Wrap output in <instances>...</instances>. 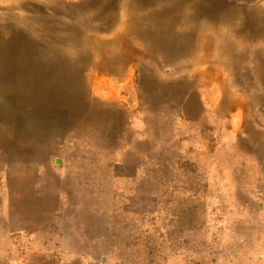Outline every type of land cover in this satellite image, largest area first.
Returning a JSON list of instances; mask_svg holds the SVG:
<instances>
[{"label":"rangeland","instance_id":"1","mask_svg":"<svg viewBox=\"0 0 264 264\" xmlns=\"http://www.w3.org/2000/svg\"><path fill=\"white\" fill-rule=\"evenodd\" d=\"M13 1L0 23L28 30ZM212 22L170 25L176 45L193 27L190 49L143 61L150 95L127 64L108 87L84 84V128L14 140L27 157L0 147V264H264V83L251 53L234 78L212 39L236 21ZM239 35L226 36L233 54L264 52ZM175 83L177 97L159 95Z\"/></svg>","mask_w":264,"mask_h":264},{"label":"bare ground","instance_id":"2","mask_svg":"<svg viewBox=\"0 0 264 264\" xmlns=\"http://www.w3.org/2000/svg\"><path fill=\"white\" fill-rule=\"evenodd\" d=\"M249 1L14 0L6 11L9 16H13L11 8L27 11L19 20L28 30L0 23V147L10 145L15 153L27 157L29 149L14 144V140L45 137L54 130L84 128L85 121L94 118L85 105L84 84L91 80L95 88L102 84L108 87L118 75H123L127 64L131 65L130 71L139 66L141 85L150 95L153 80L143 61H153L159 55L170 63L178 54L175 52L190 49L189 33L193 27L176 38L181 41L178 45L173 44L175 32L170 25L178 21H236L229 29L220 28L212 39V48L231 55L228 63L236 80H247L241 60L251 53L257 75L264 83V52L256 46L251 52L246 47L233 54L232 42L226 41L230 32L244 34L258 44L264 42V6ZM61 17L70 21L64 22ZM201 41L204 46L200 47V54L204 55L210 43L206 38ZM84 69L89 70L86 77ZM205 73L208 79L218 82L213 69L208 68ZM221 79L218 83L226 82L223 76ZM163 86L160 96L167 93L175 97L184 89L180 83H175L174 89Z\"/></svg>","mask_w":264,"mask_h":264}]
</instances>
